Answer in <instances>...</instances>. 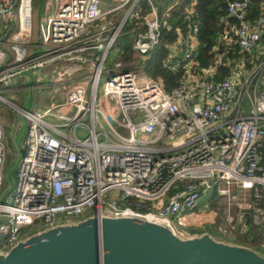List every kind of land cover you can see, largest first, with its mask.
I'll return each instance as SVG.
<instances>
[{
    "label": "built area",
    "instance_id": "1",
    "mask_svg": "<svg viewBox=\"0 0 264 264\" xmlns=\"http://www.w3.org/2000/svg\"><path fill=\"white\" fill-rule=\"evenodd\" d=\"M31 2L0 0V93L15 77L33 80L31 74L50 63L59 67L47 84L62 88L38 112L29 111L30 101L23 109L0 96L22 124L13 179L4 188L0 124V249L23 238L26 226L41 229L88 210L154 220L187 234L191 223L204 224L197 219L203 195L210 218L221 210L219 233L257 227L264 235V60L248 68L242 55L215 78L213 65L203 67L195 57L194 23L173 47L179 50L168 54L182 77L166 92L143 71L160 39L151 0H45L35 42L29 41ZM249 5L228 2L209 55L220 61L233 50L251 56L260 49L264 12L252 25ZM131 21L130 35L138 31L132 57L106 69L108 53ZM69 59L87 72L80 74ZM115 68L98 96L102 73Z\"/></svg>",
    "mask_w": 264,
    "mask_h": 264
},
{
    "label": "water",
    "instance_id": "2",
    "mask_svg": "<svg viewBox=\"0 0 264 264\" xmlns=\"http://www.w3.org/2000/svg\"><path fill=\"white\" fill-rule=\"evenodd\" d=\"M0 264H264V251L209 230L186 234L141 217L92 213L25 235L0 249Z\"/></svg>",
    "mask_w": 264,
    "mask_h": 264
},
{
    "label": "trees",
    "instance_id": "3",
    "mask_svg": "<svg viewBox=\"0 0 264 264\" xmlns=\"http://www.w3.org/2000/svg\"><path fill=\"white\" fill-rule=\"evenodd\" d=\"M153 1V0H152ZM175 1H178L176 6H174L165 19L162 21L160 27V40L157 45L151 49L150 58L145 61L144 73L153 78L156 81H161L166 92H170L171 89L179 86L180 78L182 74L180 71L171 70L170 67L174 64L167 63L164 59L168 53L173 51H178L179 49H171L173 43L177 41V28L184 34L188 33L192 29L194 23L198 24L197 38L200 41V46L196 49L197 60L203 67H209L213 65L216 69L214 77L217 79H222L229 70V67H224V61L215 63V58L212 55L208 54V51L212 45L215 44L217 38L216 31L220 32L221 29L225 26L223 18H226V9L229 1L232 0H196L195 4L191 6L192 13L187 14L185 12V7L190 3L189 0H159L160 3L166 5V7L172 5ZM146 2V1H145ZM154 4L156 2H153ZM249 8L247 10L246 19L251 22H255L264 12V0H249ZM231 21V19H229ZM234 20L232 19V22ZM136 21H131L125 27L129 28L134 26ZM124 29V28H123ZM138 31L135 30L132 35H122V42L126 43L124 47L125 53L121 55V59H124L127 56V50L129 49L131 41L133 42L137 37ZM121 43V42H120ZM260 49L253 52V57L258 56L256 59L260 58L264 54V33L261 35L260 40ZM222 49V47H221ZM235 54L236 50H233ZM264 59V56L261 57ZM223 59H227V55ZM250 65V63H249ZM17 151L15 150V153ZM16 156V155H15ZM221 210H219V216L214 219V225L211 226L210 231L216 235H223L219 233L218 230L222 228V220L220 219ZM249 233H242L241 235H236L234 242L246 244L255 248H259L264 241V235L262 231L257 227H250ZM26 235V234H25Z\"/></svg>",
    "mask_w": 264,
    "mask_h": 264
},
{
    "label": "rangeland",
    "instance_id": "4",
    "mask_svg": "<svg viewBox=\"0 0 264 264\" xmlns=\"http://www.w3.org/2000/svg\"><path fill=\"white\" fill-rule=\"evenodd\" d=\"M44 1L45 0H33L31 2V35L29 37V41L35 42L38 38V29L40 27V21L41 17L44 15L45 8H44ZM114 4L118 3V0H111ZM155 3V6L158 8L160 13L166 18L165 11H166V5L163 3H160L159 0H153ZM168 12V11H167ZM192 10L189 12H186V14H191ZM110 18H105V20H109ZM164 25L166 23L164 22ZM161 27V24H160ZM123 32L127 35H130V32L127 31V28L123 30ZM160 40V39H159ZM159 43V42H158ZM122 45L120 41H117L116 47L110 50V52L107 55V60L105 62V68L109 69L112 68L117 62V48H119ZM39 50H42V47L39 48ZM132 57V53L127 54V56L124 57V59ZM70 63L80 65L81 72L80 74H85L86 69L83 67V65L79 64L78 59H69ZM53 64V63H50ZM120 68H115L113 71H104L102 73L100 84H99V92L98 96H100L103 82L108 79L111 76L112 72L119 71ZM33 80L30 79L29 76H17L15 77L10 84L5 87L8 89L7 92H1L0 96L6 100L12 103L13 105L26 109L29 105V111L31 112H38L42 109V103L49 100L50 95L52 92L57 91L58 89H61L62 86L57 87H51L48 86L47 83L50 82L51 75L50 73L44 74L40 71H34L33 74ZM31 85V87H29ZM3 88L0 86V89ZM85 122H88V118H85ZM0 124L2 129V134L4 136L5 141V160L3 162V171H2V188L7 186L9 184L7 175L10 174L11 179H13V169L15 164V143L18 140H21V133H18L19 127L22 126L21 124V116L17 112L15 108H13L10 104L7 102L0 101ZM21 125V126H20ZM79 135L82 136V129H79ZM208 199H206V196L203 195L199 202L197 207V212L200 214V216L197 217V219L204 222L203 225H199L198 223H191L189 225V233L193 232H202L203 230L210 229L211 226L214 225V219L210 218L208 216V213L210 210L207 206ZM91 213V210H88L87 215ZM205 213L207 216H205ZM184 214H187L184 212ZM81 216V218L85 217ZM37 226L35 225H29L26 226L23 229L24 234H29L38 231ZM212 230V229H210ZM209 230V231H210ZM212 232V231H210ZM213 233V232H212ZM241 232H235V233H226L224 235H218L220 237H224L227 240L233 241L235 240L236 235H241ZM261 249V247H259Z\"/></svg>",
    "mask_w": 264,
    "mask_h": 264
},
{
    "label": "crops",
    "instance_id": "5",
    "mask_svg": "<svg viewBox=\"0 0 264 264\" xmlns=\"http://www.w3.org/2000/svg\"><path fill=\"white\" fill-rule=\"evenodd\" d=\"M178 1H175L172 5H170V6H168V7H166V11H165V15H166V18L168 17V15L170 14V12H171V10H172V8L174 7V6H176L178 3H180V2H178ZM151 5L154 7V9H155V11L157 12V14H158V16H159V19H160V21L162 20V21H166L165 19V17L160 13V11L158 10V8L155 6V4L153 3V1L151 0ZM187 9H190L191 10V5H189V4H187L186 5V7H185V12H186V10ZM122 12V15H123V13H124V10H121ZM168 11V12H167ZM117 15H118V13H117ZM122 17V16H121ZM117 18H120V15L117 17ZM112 19H114V17H112ZM161 21V22H162ZM128 23H130V22H127V23H125V25L123 26V28L125 29V27H126V25L128 24ZM166 23V22H165ZM249 23L250 24H254L255 22H251V21H249ZM133 26H130L129 28H127V31H129L131 28H132ZM124 29H122V34L117 38V40H116V42H115V46L114 47H116V44H117V41L119 40L121 43H122V45L119 47V48H117V59H118V62H126V61H128L130 58H127L126 60H123V59H121V55L123 54V53H125V49H124V47L126 46V43L125 42H122V40H121V36L122 35H126L124 32H123V30ZM177 34H178V36H177V41L175 42V43H173V45H171L172 46V48L171 49H173V47L175 46V44H177L178 43V41H180L182 38H184V37H186L187 36V33L186 34H184V33H182L181 31H180V29L179 28H177ZM182 34H184V35H182ZM182 35V36H181ZM196 36H197V34H196ZM198 39V38H197ZM199 41V40H198ZM216 42H218L217 41V39L215 40V43ZM129 45H130V47H129V49L127 50V54H129V53H132V41H131V43H129ZM200 46V41H199V45L197 46V48ZM113 47V48H114ZM101 52V51H100ZM171 52V51H170ZM169 52V53H170ZM264 52V51H263ZM168 53V54H169ZM245 56V66L246 67H248V68H253L254 66H256L257 64H259V63H261L264 59H262L261 57L262 56H264V54H261L262 56L260 57V58H258V59H256L258 56H260V55H258V56H255V58L253 57V55H251V56H247L245 53H235V54H228V56H229V59H222V60H220V61H218L217 59H214L215 60V63H219V64H217V65H221L220 63L221 62H223L224 61V67H229V65H233L236 61H239L240 60V57L241 56ZM197 56V52L195 53V57ZM150 58V55H149V57H148V59ZM167 58H168V55L164 58V59H166V62L167 63H172V62H168L167 61ZM197 59V58H196ZM217 60V61H216ZM172 61H173V63H176V60L175 59H172ZM249 63H250V65H249ZM59 67V63H53V64H50V65H46L42 70H40V72H43L44 74H46V73H50V75H54V71H53V69H55V68H58ZM170 69L171 70H173L172 69V66L170 67ZM215 69V68H214ZM143 71H144V66H143ZM174 71V70H173ZM215 71H216V69H215ZM158 82H160V83H162L161 81H158ZM6 90V92L8 91V89H5ZM64 130H66V129H64Z\"/></svg>",
    "mask_w": 264,
    "mask_h": 264
}]
</instances>
